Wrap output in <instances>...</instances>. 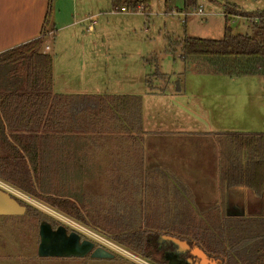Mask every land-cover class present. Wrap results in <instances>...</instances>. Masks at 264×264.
Segmentation results:
<instances>
[{
	"label": "trees",
	"instance_id": "obj_1",
	"mask_svg": "<svg viewBox=\"0 0 264 264\" xmlns=\"http://www.w3.org/2000/svg\"><path fill=\"white\" fill-rule=\"evenodd\" d=\"M184 1L185 10L197 2ZM150 3L151 0H111L114 11L125 8L131 12H148ZM224 14L226 24L222 39L187 36L181 41L185 63L199 73L264 76V11L246 12L226 5ZM49 15L50 11L39 38L0 54V78H3L0 81V180L40 198L73 221L89 224L91 220L104 231L101 232L113 235L110 237L117 244L142 256L147 250L146 230L137 228L144 224L151 233L158 229L168 234L177 233L192 246L220 258L219 264H264L263 216H231L226 211L222 214L217 206L198 211L190 199L180 196L183 188L180 182L177 185L152 171L146 183L116 182L120 195L108 198L106 203H101L99 198L82 196L77 182L63 180L61 166L56 164L61 152L56 140L61 138L56 134L55 123L53 137L58 148L54 149V166L46 165L45 149L36 143V139L45 140V130L51 126L48 124L50 118L48 123L44 119V110L53 106L55 117L59 111L56 105L74 97L52 92L53 56L42 51ZM232 16L248 18L258 36L235 32L228 25ZM255 18L258 21H254ZM119 99L136 102L140 110V96H114L110 101ZM88 100L101 107L105 104L103 100L106 101L99 96H91ZM218 141L222 189L226 192L229 188L247 187L264 199V133L219 134ZM156 180H163V183ZM131 195L140 201L130 204ZM89 199L91 204L88 205L85 202ZM24 206L32 208L28 204ZM39 212L32 213L38 221L44 215Z\"/></svg>",
	"mask_w": 264,
	"mask_h": 264
},
{
	"label": "crops",
	"instance_id": "obj_2",
	"mask_svg": "<svg viewBox=\"0 0 264 264\" xmlns=\"http://www.w3.org/2000/svg\"><path fill=\"white\" fill-rule=\"evenodd\" d=\"M53 1L0 0V54L39 38L48 11L50 15L44 37V53L50 54L52 50L51 46L45 44V38L56 37L57 32L83 25L87 33L97 34L96 16L89 14L100 16L104 12L101 6L106 2L111 5V0H92L93 6L87 13L76 15L77 19L74 14H70L64 20L58 17V12L54 17V25L51 26ZM111 10L113 13L112 5ZM71 12H74V8ZM93 22V29L89 30L88 27ZM181 41H177L180 47ZM170 45L173 46L174 43ZM156 57L154 55L153 60L158 62ZM180 57L184 61L182 51ZM55 61L53 58V94L74 97L56 105L59 108L56 111H59L55 117L53 106L50 110L49 106L46 107L44 119L48 123L49 117L48 124L51 126L49 130H45V140L36 139V143L45 149L46 165L53 167L54 149L58 148L53 137L54 123L57 125L56 134L61 139L56 140V143L61 147V152L56 164L61 166L63 180L77 182L82 196L103 199L102 202L106 203L108 198L118 195L116 182L148 179L152 171L153 174L161 175V178L164 176L180 182L184 187L187 184H210L208 189L201 192L196 190L192 195L194 201L191 204L198 211L217 206L224 207L231 216L260 215L255 211L246 212L242 208L240 203L244 198L235 194L241 187L223 191L220 184L221 147L218 137L225 133H264V76L249 78L228 75L227 78L210 79L208 81L211 85L217 84L221 87H217L208 98L201 99L195 91L187 95L188 82L184 87L182 78L177 80L174 86L176 92H169L170 96L164 90L157 89L153 81H165L167 77L158 67L155 71L146 72V86L149 91L144 86L140 91L135 89L137 86H130L128 91L108 93L99 89H81L85 85H94V76L89 80L76 77L69 79L70 73L60 68L59 64L56 65ZM144 62L146 63V59ZM185 65L186 70L196 71L186 63ZM80 80L81 83H78ZM71 81L77 82L74 88ZM125 95L140 96V110L136 102L130 100L110 101L111 97ZM145 95L155 98H144ZM91 96L104 97L105 104L102 107L94 104L88 100ZM163 97H166L165 101L158 100ZM49 111L51 112L48 116ZM196 112H204L213 118L206 125V129L197 125L196 119L193 120ZM205 132L215 139L218 148L214 145L208 147L190 144L191 141L195 142L194 139L202 138L201 133ZM172 154L175 155L174 158L171 157ZM190 179L195 183L192 184ZM93 182L100 183L95 186ZM210 188L214 191L210 192ZM102 195L104 196L101 198ZM244 195L246 198L250 197L248 192H244ZM259 201L262 205L264 199L260 197Z\"/></svg>",
	"mask_w": 264,
	"mask_h": 264
},
{
	"label": "rangeland",
	"instance_id": "obj_3",
	"mask_svg": "<svg viewBox=\"0 0 264 264\" xmlns=\"http://www.w3.org/2000/svg\"><path fill=\"white\" fill-rule=\"evenodd\" d=\"M184 3V0H151L148 12L128 11L123 13L113 11L112 13L110 3L106 2L105 5L101 6L104 11L102 15L89 14L96 16L98 22L96 24L97 34H89L85 30V26L78 25L75 29L57 32L56 37L45 38V44L52 47L50 54L56 60V65L59 64L60 68H64L65 72L70 73L69 79L76 77L89 80L94 76V80L96 79L94 85L92 84L91 87L90 85H85L81 89H99V91L110 93L128 91L130 86H137L135 89L140 91L141 87L144 86L145 90L149 91L146 86V72L155 71L159 67V71L167 74V77L165 81H153L157 89H162L167 93H175L176 89L174 86L177 80L182 78L184 87L185 83L188 82V96L191 95V91H195L201 99H205V97L211 96L217 87H221L217 84L211 85L208 80L227 78L228 75L205 74L186 70V65L180 57L181 47L177 41L183 40L187 36L222 39L226 24L224 16L226 5L239 7L246 12H258L264 11V0H197L196 5L191 6L188 10H185ZM92 6V0H54L52 2V20L50 25H54V17L58 12V17L64 20L70 14H74L75 19H77L76 15L81 16L87 13ZM73 8L74 12H71ZM199 9L203 11V14H198ZM228 25L234 31L254 37L258 36L257 30L252 26L248 18L240 16L229 17ZM171 43H174V45L171 46ZM82 47L85 49H81ZM154 55H157L158 62L153 60ZM145 59L146 63L144 62ZM78 66L82 68H78ZM257 76L260 77L259 75H244L240 77L252 78ZM78 83H81V80ZM72 84L74 88L77 82H72ZM144 98L152 99L155 97H147L145 95ZM165 98H158V100L165 101ZM194 117L193 120L196 119L197 125L202 129H206V125L213 119L204 112H196ZM201 134L203 135L202 138L194 139L195 142L191 141L190 144L207 145L208 147L214 145L218 148L217 142L213 137H210L206 132ZM171 157L174 158L175 155L172 154ZM188 176L191 178L190 175ZM141 181L142 183L147 182L144 178ZM156 181L163 183V180ZM171 182L174 181L171 180ZM190 182L192 184L195 183L191 179ZM99 183L93 182L95 186H98ZM176 184L178 185L177 182ZM198 184L183 186L184 189L181 188L180 196L190 199L191 203H193L192 195L194 191L198 190V192H201L204 189H208L210 185ZM0 187L6 191L9 190L11 192L13 190L16 192L18 190L23 193L26 195L24 197L26 199H22L17 195L15 198L24 202V205L28 204L33 208H27L26 213L21 216L0 217V264H144V262L161 264L150 251L146 250L143 253L144 256H142L117 244L110 237H113V235L109 236L105 234L106 232L103 233L104 231L91 220H88L89 224L73 221L51 205L41 201L40 198H34L1 180ZM238 189L240 191L235 194L244 198L243 202L240 203L242 208L246 212L255 211L260 213L264 217V202L262 205L259 203L260 197L256 196L247 187ZM209 191L213 192L214 189L210 188ZM244 192H248L250 197L246 198ZM118 194L120 195L119 191ZM137 198L131 195V198H129L130 204H137L140 201H137ZM100 200L102 203L103 199ZM85 203L89 205L91 200L89 199ZM258 204H260V207ZM219 210L222 214H226L224 207H220ZM39 211L44 213L40 221L32 215V213H40ZM222 218L224 219V217ZM42 221L51 223L55 228L64 225L69 230L68 232L75 231L79 233L82 240L88 239L94 242L95 246L107 249L114 253L115 257L41 258L38 256L37 251L40 243L39 227ZM128 253L136 255L139 259L131 257ZM219 254L226 258L223 252L219 251ZM210 256L216 261L220 260V258Z\"/></svg>",
	"mask_w": 264,
	"mask_h": 264
},
{
	"label": "water",
	"instance_id": "obj_4",
	"mask_svg": "<svg viewBox=\"0 0 264 264\" xmlns=\"http://www.w3.org/2000/svg\"><path fill=\"white\" fill-rule=\"evenodd\" d=\"M26 210V206L20 204L8 191L0 187V216H21L26 213ZM39 235L40 243L37 253L40 257L83 258L89 253L93 258L115 257V254L107 249L95 247L94 242L88 239L82 240L79 233L75 231L68 233V229L64 225L55 229L49 222L42 221L39 227ZM164 237L178 245L180 249L184 248V251L188 249L187 241L170 236ZM194 253L202 261L199 264H219V261H216L199 247H195Z\"/></svg>",
	"mask_w": 264,
	"mask_h": 264
},
{
	"label": "flooded vegetation",
	"instance_id": "obj_5",
	"mask_svg": "<svg viewBox=\"0 0 264 264\" xmlns=\"http://www.w3.org/2000/svg\"><path fill=\"white\" fill-rule=\"evenodd\" d=\"M139 229L146 230V238L144 243L147 244V250L150 251L161 264H199L202 262L198 257H196V254L194 253L195 246H192L187 240L182 239L181 237H178L174 234L160 232L159 229L151 233V231H149V227L147 226H140L137 228V230ZM164 236H170L172 238L187 241L188 249L185 251L184 248L180 249L178 245H175ZM87 256H91V253H89Z\"/></svg>",
	"mask_w": 264,
	"mask_h": 264
},
{
	"label": "built area",
	"instance_id": "obj_6",
	"mask_svg": "<svg viewBox=\"0 0 264 264\" xmlns=\"http://www.w3.org/2000/svg\"><path fill=\"white\" fill-rule=\"evenodd\" d=\"M122 11H127V10H126L125 8H122ZM198 14H203V11H202L201 9H199ZM254 21H258V19L255 18ZM93 26H94V22L91 23V24L89 25L88 29H89V30H92V29H93ZM2 189H4V188H2ZM8 191H9V190H8ZM9 192H10V191H9ZM16 192H17L18 194H17ZM16 192L13 191V190H11L10 193H11V195H14V197L17 195V196H19V197L22 198V199H26V198H24V197H26V195H24L23 193L19 192L18 190H16ZM19 193H21V194H19ZM17 196H16V197H17ZM128 254L131 255V257L133 256V258H135V259H139V258L136 257V255H132V254H130V253H128ZM144 264H149V263L144 262Z\"/></svg>",
	"mask_w": 264,
	"mask_h": 264
}]
</instances>
